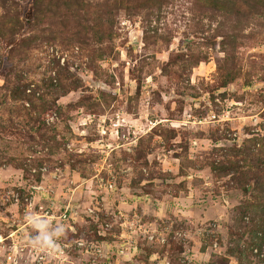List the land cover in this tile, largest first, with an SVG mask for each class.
Here are the masks:
<instances>
[{
  "label": "rangeland",
  "instance_id": "374dc122",
  "mask_svg": "<svg viewBox=\"0 0 264 264\" xmlns=\"http://www.w3.org/2000/svg\"><path fill=\"white\" fill-rule=\"evenodd\" d=\"M154 253L264 264V0H0V264Z\"/></svg>",
  "mask_w": 264,
  "mask_h": 264
},
{
  "label": "built area",
  "instance_id": "2783aa9c",
  "mask_svg": "<svg viewBox=\"0 0 264 264\" xmlns=\"http://www.w3.org/2000/svg\"><path fill=\"white\" fill-rule=\"evenodd\" d=\"M56 178V176H54ZM35 190H43V186L41 187H33ZM110 190V189H109ZM89 213L94 214V210L92 208H87ZM62 212L59 214H56L55 212H52L50 210L45 211L46 217L48 218V223H56V221L65 222L68 221L71 218V214L76 213L74 208H71V206H66L62 210ZM123 227H126V233L124 241L120 244L119 247V253L122 255H129V257L133 260H137L140 258L141 251L139 247L138 241L133 237L134 234L142 235L146 239L150 240L151 242L158 243V244H165V239L157 237L150 232H148L147 229H145L142 224L136 223V222H126L122 225ZM256 253H259V250L256 249ZM44 258H41L40 260H37L38 264H43ZM139 260V259H138ZM9 264H20L17 257L9 256L8 258ZM138 262V261H136ZM149 264H172L171 261L168 258L162 259L159 257L158 253H154L150 260ZM138 264H146L144 262H139Z\"/></svg>",
  "mask_w": 264,
  "mask_h": 264
},
{
  "label": "clouds",
  "instance_id": "9594fccd",
  "mask_svg": "<svg viewBox=\"0 0 264 264\" xmlns=\"http://www.w3.org/2000/svg\"><path fill=\"white\" fill-rule=\"evenodd\" d=\"M60 231H63V229H61ZM47 240V246L53 250H59V247H57L50 239L46 238Z\"/></svg>",
  "mask_w": 264,
  "mask_h": 264
},
{
  "label": "water",
  "instance_id": "95a60500",
  "mask_svg": "<svg viewBox=\"0 0 264 264\" xmlns=\"http://www.w3.org/2000/svg\"><path fill=\"white\" fill-rule=\"evenodd\" d=\"M136 42H137V41H136ZM252 189H253L252 187H250V188H249V193H251V192H252Z\"/></svg>",
  "mask_w": 264,
  "mask_h": 264
},
{
  "label": "trees",
  "instance_id": "16d2710c",
  "mask_svg": "<svg viewBox=\"0 0 264 264\" xmlns=\"http://www.w3.org/2000/svg\"><path fill=\"white\" fill-rule=\"evenodd\" d=\"M247 192H249V188L247 189Z\"/></svg>",
  "mask_w": 264,
  "mask_h": 264
}]
</instances>
